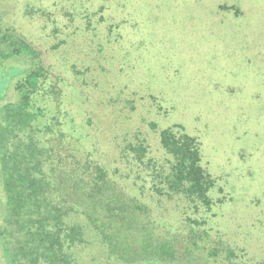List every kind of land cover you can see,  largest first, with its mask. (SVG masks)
<instances>
[{"label": "rangeland", "instance_id": "1", "mask_svg": "<svg viewBox=\"0 0 264 264\" xmlns=\"http://www.w3.org/2000/svg\"><path fill=\"white\" fill-rule=\"evenodd\" d=\"M115 1L0 0V25L16 27L65 74V108L83 101L76 77L91 73L89 114L81 111L87 144L96 142L113 177L162 220L181 216L182 200L157 196L137 178L136 164L121 157L123 140L137 131L160 155L162 128L182 124L196 135L217 181L215 199H224L207 214L210 225L241 248L244 264H264V0ZM96 55L109 61L98 65ZM121 57H140L131 80L117 66ZM31 66L28 55L0 57V110L17 101V83ZM151 121L159 126L152 130ZM4 205L0 177V228ZM102 248L88 235L80 264H118ZM0 264H7L1 250Z\"/></svg>", "mask_w": 264, "mask_h": 264}, {"label": "trees", "instance_id": "2", "mask_svg": "<svg viewBox=\"0 0 264 264\" xmlns=\"http://www.w3.org/2000/svg\"><path fill=\"white\" fill-rule=\"evenodd\" d=\"M42 52L16 27L0 25V57L24 54L32 60L17 83V101L0 110L5 193L0 250L6 263L80 264L78 250L90 234L118 264L249 262L243 261L240 247L210 225L207 214L224 199H215L217 181L202 162L200 139L173 123L159 128L160 155L152 154L137 131L123 140L121 157L136 164L137 178L146 180L157 196L182 200L181 216L162 220L151 203L113 177L96 142L87 144L92 135L83 118L87 116L81 114H89L84 106L91 93L85 83L91 73H77L83 101L65 108L59 85L65 74ZM139 58L117 60L122 75L133 79ZM94 59L98 65L109 61L97 55ZM144 80L140 78L147 91ZM148 124L152 130L159 126Z\"/></svg>", "mask_w": 264, "mask_h": 264}]
</instances>
